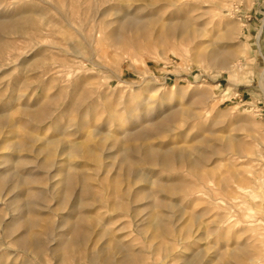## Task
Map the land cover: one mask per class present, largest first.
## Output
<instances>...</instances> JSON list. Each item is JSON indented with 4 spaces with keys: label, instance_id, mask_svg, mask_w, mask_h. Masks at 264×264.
I'll list each match as a JSON object with an SVG mask.
<instances>
[{
    "label": "rangeland",
    "instance_id": "374dc122",
    "mask_svg": "<svg viewBox=\"0 0 264 264\" xmlns=\"http://www.w3.org/2000/svg\"><path fill=\"white\" fill-rule=\"evenodd\" d=\"M253 244L264 264V0H0V264H247Z\"/></svg>",
    "mask_w": 264,
    "mask_h": 264
},
{
    "label": "bare ground",
    "instance_id": "6f19581e",
    "mask_svg": "<svg viewBox=\"0 0 264 264\" xmlns=\"http://www.w3.org/2000/svg\"><path fill=\"white\" fill-rule=\"evenodd\" d=\"M6 13V12H5ZM188 20L185 19V20H181V21H176L174 24H172L171 26V29H174L173 31L175 30H181L180 32L183 33V31L187 28V25H188ZM2 23V21H1ZM15 23V22H13ZM16 25V24H15ZM125 26L127 27H136L137 29H143L145 28V25L143 23V20L140 18H128L125 22ZM124 26V27H125ZM4 28V27H3ZM12 30V28H11ZM171 31V32H173ZM4 34V33H3ZM160 125V124H159ZM156 126V125H154ZM158 126V125H157ZM149 130V129H148ZM147 130V131H148ZM155 130V129H154ZM147 131H142L141 133L144 134L146 133ZM152 132V131H150ZM140 134V133H139ZM141 136V135H140ZM144 136V135H143ZM139 137V136H137ZM140 138V137H139ZM210 148V147H209ZM147 151V150H146ZM200 151V150H199ZM189 152V151H188ZM216 152V151H215ZM215 152H213V154H215ZM219 152V151H218ZM193 153V152H192ZM209 154V153H208ZM188 155V153H187ZM211 155V154H210ZM151 157V153L150 152H147L146 154V158H150ZM154 157H159L163 164H168L170 162V159L172 158V154L169 152V151H165V152H156L154 153ZM199 160H189L187 162V166L189 169H191L190 171L193 173V171L195 169H197L200 165V161H207L208 159V155L206 153H202L200 154L199 156ZM213 158V157H212ZM158 159V158H157ZM185 158H183L184 160ZM197 159V158H196ZM144 160V159H143ZM175 161V160H174ZM213 162V161H212ZM210 163V162H209ZM183 164V163H182ZM175 166V165H174ZM202 166V165H201ZM162 167V166H161ZM203 167V166H202ZM199 170V169H198ZM200 170H203V169H200ZM199 170V172H201ZM208 172V171H207ZM133 173V172H132ZM195 174V173H194ZM192 175L195 179H196V182L192 183L191 185H189V191L187 192V195L190 197L189 201L192 202V203H195V201H200V200H196L195 197L197 196H208V188H206V185L205 184H208V183H212L211 181H207L205 180V177H199L196 176V175ZM137 175V174H136ZM136 178V177H135ZM68 179V178H67ZM205 182H204V181ZM70 183V182H69ZM68 184V183H67ZM233 184V183H232ZM201 185V186H200ZM69 186V185H68ZM200 187V188H198ZM247 188V187H246ZM225 189V188H224ZM242 189V188H241ZM244 189V188H243ZM184 190V189H183ZM237 190V189H236ZM222 193V192H221ZM224 193V192H223ZM233 193V192H232ZM231 195V194H230ZM240 195V194H239ZM250 195V193H249ZM233 196V195H232ZM234 197V196H233ZM217 199H212L211 202L207 203V205L209 204H212V205H215L216 208L218 209H224V210H228L231 208L232 210V205L226 201L224 198H219L216 197ZM211 199V197H210ZM230 199V197H229ZM234 199V198H233ZM232 201V199H231ZM230 201V202H231ZM168 210L170 211H174L175 209L177 208H180V204L178 203H169V205L165 206ZM234 209V208H233ZM192 211H190V216L191 218L194 220V221H199L201 219H203L204 217H207L208 214L210 213L209 209L204 207V208H201L199 211H194V209H191ZM230 211V210H229ZM169 212V211H168ZM187 210L185 209H182L181 211L179 210V213L180 214H183V213H186ZM231 212V211H230ZM230 212H225L224 214H221V215H218L217 217V222L214 223V227L213 229H211L210 233L212 234H216L217 231H219L221 228L223 227H227V228H230L232 225V223H237L239 222L237 219H234V217L232 216L233 214H230ZM170 213V212H169ZM242 223V222H241ZM244 224V223H243ZM80 226V225H79ZM235 226V225H234ZM250 226V225H249ZM79 228V227H78ZM236 228V227H235ZM74 232V231H73ZM252 232V231H251ZM244 233V232H243ZM262 234V233H261ZM256 239V238H255ZM248 242L250 239H247ZM23 240H21L22 242ZM81 241V240H80ZM75 242V241H74ZM253 243H256L257 240H252ZM17 243V242H16ZM15 243V244H16ZM223 243V242H222ZM18 244H19V240H18ZM42 245V244H40ZM18 246V245H17ZM24 246V245H23ZM36 246H38V244H36ZM35 246V247H36ZM264 246V245H263ZM34 247V248H35ZM38 248V247H37ZM260 246H257V245H254L251 246V248H248L246 246H239L237 245V247L234 249V253H233V260H238V257L242 256L245 260H247V264H254L253 262L255 261L254 260V257L257 255V253L260 251ZM40 249V248H39ZM30 251V250H29ZM38 251V250H36ZM35 251V252H36ZM41 251V250H40ZM34 253V252H33ZM228 254V253H227ZM36 255V254H35ZM37 258V256H35ZM41 259V258H40Z\"/></svg>",
    "mask_w": 264,
    "mask_h": 264
}]
</instances>
